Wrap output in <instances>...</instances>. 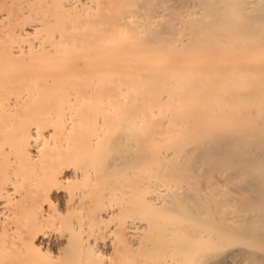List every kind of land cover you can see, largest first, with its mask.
<instances>
[{"label":"bare ground","instance_id":"6f19581e","mask_svg":"<svg viewBox=\"0 0 264 264\" xmlns=\"http://www.w3.org/2000/svg\"><path fill=\"white\" fill-rule=\"evenodd\" d=\"M39 263L264 264V0H0V264Z\"/></svg>","mask_w":264,"mask_h":264},{"label":"rangeland","instance_id":"374dc122","mask_svg":"<svg viewBox=\"0 0 264 264\" xmlns=\"http://www.w3.org/2000/svg\"><path fill=\"white\" fill-rule=\"evenodd\" d=\"M58 200L56 201V204H57V207H58V210H60V211H63V200H62V198H57ZM108 252L109 251H107V250H105V254H108ZM43 259V258H42ZM44 259H48V260H52L53 261V259H51V257H50V259H49V257L48 258H44ZM43 259V260H44ZM42 261V260H41ZM41 261H40V263H41ZM46 260H44V262H45ZM43 262V261H42ZM49 261H47V263H48ZM51 262V261H50ZM39 263V264H40Z\"/></svg>","mask_w":264,"mask_h":264}]
</instances>
